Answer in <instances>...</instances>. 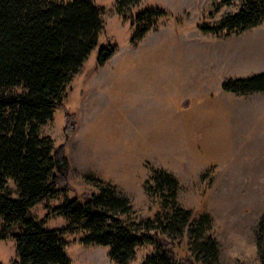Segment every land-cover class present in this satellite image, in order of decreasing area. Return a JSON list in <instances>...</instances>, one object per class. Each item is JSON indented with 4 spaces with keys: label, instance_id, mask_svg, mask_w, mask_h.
Listing matches in <instances>:
<instances>
[{
    "label": "rangeland",
    "instance_id": "rangeland-1",
    "mask_svg": "<svg viewBox=\"0 0 264 264\" xmlns=\"http://www.w3.org/2000/svg\"><path fill=\"white\" fill-rule=\"evenodd\" d=\"M91 1L102 10L103 31L68 86L64 109L41 128L64 149L70 191L37 204L30 217L45 220L50 230L63 228L66 221L48 215L49 209L96 194L98 187L87 180L93 177L128 199L131 212L122 220L151 219L160 206L144 184L150 169H160L177 180L182 208L210 216L219 264H262L255 232L264 216V93L237 96L221 85L264 74V22L215 37L200 27L237 13L238 0H142L124 10L126 21L117 15L115 0ZM148 8L168 16L132 43L130 20ZM109 44L116 52L98 67V51ZM66 111L76 123L68 138ZM7 191L16 197L10 181ZM159 231L155 226L152 233ZM20 233L0 223V264L16 258L13 234ZM82 235L65 236L72 264H115L107 247L79 244ZM162 239L174 261L191 256L186 236ZM156 252V244L140 246L128 264H142Z\"/></svg>",
    "mask_w": 264,
    "mask_h": 264
},
{
    "label": "trees",
    "instance_id": "trees-1",
    "mask_svg": "<svg viewBox=\"0 0 264 264\" xmlns=\"http://www.w3.org/2000/svg\"><path fill=\"white\" fill-rule=\"evenodd\" d=\"M142 0H115L117 15ZM237 13L215 26L200 30L215 37L240 34L264 22V0H238ZM226 2V1H225ZM168 14L158 8L138 12L130 20L132 43L140 41ZM103 31L102 10L91 0H0V223L17 226L13 234L16 258L9 264H72L65 253L66 235L79 232L78 243L108 248L115 264H128L137 248L156 244L157 252L142 264H219V250L210 234L211 218L182 208L177 200L178 182L170 173L154 168L144 184L146 193L157 197L159 211L151 219L126 222L131 212L127 198L112 185L87 177L98 192L64 199L48 215L61 217L66 225L50 230L45 220H34L30 210L70 191V165L62 147L43 136L42 126L64 109L67 88L81 72ZM115 45L98 51L102 67L116 52ZM224 92L237 96L264 93V74L225 81ZM66 138L75 130V116L66 111ZM15 186L13 197L8 182ZM157 226L160 231L152 233ZM186 236L191 256L174 261L164 250L162 236ZM4 239V238H1ZM259 258L264 263V216L255 232ZM193 256V257H192Z\"/></svg>",
    "mask_w": 264,
    "mask_h": 264
}]
</instances>
